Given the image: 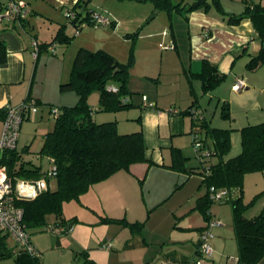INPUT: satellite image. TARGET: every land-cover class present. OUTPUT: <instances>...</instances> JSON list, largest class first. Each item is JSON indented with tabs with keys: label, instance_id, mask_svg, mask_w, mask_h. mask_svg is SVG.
<instances>
[{
	"label": "crops",
	"instance_id": "crops-1",
	"mask_svg": "<svg viewBox=\"0 0 264 264\" xmlns=\"http://www.w3.org/2000/svg\"><path fill=\"white\" fill-rule=\"evenodd\" d=\"M15 1L26 4L30 14L25 20L27 27L16 26L9 29V26L0 24V43L4 45L6 53L5 63L0 66V110L13 107L28 96L39 102L38 115L32 117L34 113H31L22 122L16 148L18 150L21 145V150L27 149L23 154L24 161L39 167L44 173L50 169L51 163L49 158L39 154V151L45 135L53 129L54 121H48L42 126L40 123H44L51 108L57 109L76 103L75 93L59 94L58 88L68 80L71 62L77 50H91L90 46L98 41V37L89 31H83L68 45L59 43L55 55L42 48L34 57L32 42L36 40L40 45L52 42L59 28L66 26L63 19H60L63 12L71 6L74 7L78 0ZM239 1L234 8L227 5V2H233L232 0H220L225 12L233 15H238L244 10L242 0ZM252 1L264 6V0ZM3 4L4 0H0V10ZM176 17L183 18L178 14ZM187 17V20L183 18L185 36H177L172 24L169 32L163 30L164 36L162 34L159 38L160 47L162 49L165 46L163 42L168 39L167 49L179 52L180 46L186 41L189 58L188 69L186 67L185 71L199 73L201 61L206 60L225 74L224 82L206 95L200 94L201 89L196 91L192 82L190 89L199 97L197 106L210 127L233 130L230 134L231 149L224 159L233 158L241 150L239 131L243 127L264 122V65L254 71H249L246 67L249 59L259 53L261 42L255 35L249 19H243L238 25H229L214 10L206 13L201 10L193 11ZM34 23L40 24L41 30L45 29L43 39L32 31ZM119 23L115 22L113 27L117 28ZM67 32L65 30L68 35ZM148 37L153 36L149 34ZM170 44L174 45L173 48H169ZM238 78L244 81V88L233 91L232 84ZM37 81L44 88L33 92ZM129 89L132 92L138 90L131 87ZM193 94L189 90L187 99H190V102L187 108L192 103ZM132 102L136 106L125 115L124 122L116 121L117 131L130 133L140 129L146 147V158L152 163H138L131 165L128 170L116 172L91 186L78 201L65 203L60 218L49 215L48 224H56L60 219L68 220L73 224V230L70 234L55 237L53 242H43L40 236H36L34 242L31 238L32 244L40 254V264H83L82 253L87 254L97 264H158L160 260L172 261L175 264H195V261L199 260V233L206 222L196 209V204L205 194V190L197 173L199 164L195 161L196 153L191 148L189 135L194 129L193 120L189 115L169 112L170 109L178 108L179 112L182 109L175 105L165 108L157 97L151 98L148 95L146 105L140 98L135 101L132 99ZM223 103L229 107L228 120L222 119L220 115L219 109ZM2 115L1 111L0 138L3 130ZM108 115L110 114L104 116V120L110 119ZM136 116L140 117V124L135 121ZM116 117L114 115V118ZM53 118L55 119L54 115ZM208 142L211 143L210 140ZM171 148L181 151L187 171L169 167L172 160ZM250 175L261 180V184L255 185L254 195L264 192V172L247 174L245 180ZM50 180L47 189L55 190L56 187L51 189ZM69 205H73V210L65 216L63 210ZM209 212L211 218L218 221L219 225L210 228L212 237L209 246L212 247V257L201 258L200 264H239V250L230 213L228 212L227 217V212L218 208L210 209ZM260 213H264V203L252 206L246 212L249 218ZM105 218L145 224L140 231L132 233L127 227L117 223L104 222ZM36 230L46 231L45 226ZM106 242L110 243L108 249L104 248ZM0 248L10 250L13 259L19 253V248L12 238L4 233H0ZM257 264H264V258Z\"/></svg>",
	"mask_w": 264,
	"mask_h": 264
},
{
	"label": "trees",
	"instance_id": "trees-1",
	"mask_svg": "<svg viewBox=\"0 0 264 264\" xmlns=\"http://www.w3.org/2000/svg\"><path fill=\"white\" fill-rule=\"evenodd\" d=\"M151 1L156 9H165L169 17L174 13L182 16L185 20L188 19L187 15L190 12L199 10L204 13L214 10L229 25H238L243 19H249L255 35L261 42V48L256 56L249 59L246 67L249 71H254L264 65V6L260 3L242 0L244 10L238 15H233L225 12L220 0H178L179 2L176 4L171 0ZM89 2L90 0H78L77 4L72 7L75 18L71 23L80 29L83 25L92 26L90 24L91 12L96 10L88 7ZM16 26L27 27V24L25 20L19 21L11 24L9 29H14ZM169 28H172L171 24ZM65 30V26L60 27L52 42L44 45L39 44V51L42 48L47 51L48 45L53 42L68 45L72 38L65 33ZM5 54L4 45L0 43V66L5 63ZM201 62L199 73L189 72L187 75L190 79L200 82L201 95H206L224 82L226 76L219 71L216 65L206 60ZM132 65V58L128 63H122L103 49L92 51L79 48L77 50L69 78L59 86L61 93H75L77 101L72 106L57 108L53 129L45 135L39 151V154L49 158L50 169L56 168L54 177L56 189H47L33 199L20 198L16 202V205L23 210V223L28 232L43 226L46 230L51 225L47 223L49 215L60 218L65 203L78 201L80 196L87 192L91 186L109 178L116 172L128 170L134 164L152 163L146 158V147L140 129L131 133H119L116 121L98 123L94 120V110L88 103L90 94L97 91L99 93V112L117 113L135 107L136 105L132 102V96L135 93L130 91L128 86ZM189 82L192 81L189 80ZM109 87H115L117 91L111 92L108 90ZM190 93L193 94L191 89ZM198 98L193 94L190 106L181 112L176 109L177 113H174L191 117L194 126L191 135L196 136L203 144L202 150L207 151V156L201 155L198 158L196 155L199 164L197 173L202 179L201 185L205 188V194L197 200L196 209L203 216L204 222L208 223L212 219L209 212L210 205L223 203L228 195L235 190L237 197L231 201V208L233 233L239 250L237 262L239 264H257L264 258V213L252 218L247 217L246 212L252 206L253 201L247 205L244 203L242 182L247 174L264 172V122L243 127L239 131L240 152L233 158L224 159L231 149L230 134L233 130L210 127L203 118V112L197 106ZM30 99L31 97L28 96L24 101ZM141 101L144 104L143 99ZM35 103L39 106V102L35 100ZM192 109L200 111L199 118L195 120L192 118L190 112ZM228 109V104L225 103L219 109L224 120L230 119ZM1 111L4 120L7 108ZM135 121L140 124V117L138 116ZM209 140L211 143L208 142ZM27 151L25 148L21 151L15 148L6 150L2 154L0 164L6 166L13 183L18 180H39L48 171L42 173L39 167L31 166L30 162H25L23 154ZM171 158L170 168L187 171L185 158L179 149L171 148ZM211 188L215 191L225 192L222 202H214L210 199ZM103 221L127 227L132 233L140 231L145 224V222L130 223L125 219L105 218ZM57 223L72 224L63 219ZM198 246L197 255L200 259L201 254ZM82 255L84 257L83 264H97L87 254L82 253ZM7 257H12L10 250L0 248V259ZM14 261L15 264H40L38 258H33L24 252L16 255Z\"/></svg>",
	"mask_w": 264,
	"mask_h": 264
},
{
	"label": "rangeland",
	"instance_id": "rangeland-1",
	"mask_svg": "<svg viewBox=\"0 0 264 264\" xmlns=\"http://www.w3.org/2000/svg\"><path fill=\"white\" fill-rule=\"evenodd\" d=\"M5 1L6 0H4V3ZM232 1L233 2L230 3L227 2V5L232 6L234 8L237 7L238 4L237 1L239 0H232ZM171 2L176 4L179 1L171 0ZM72 7L73 6H71L68 9H72ZM88 7L98 12L104 13L107 16L109 15L108 17L111 20L117 23L120 22L119 26L117 28H114L112 26H107V27H96L94 25L84 26L80 30L79 34L76 35L75 28L73 27V25L67 23L66 13L68 12V9H65V11L63 12V16H61L60 19H63L64 21L63 23L66 24L65 28L68 31L67 32L68 36L72 38V42L80 35L81 32L89 31L92 34H96V36L98 37V41L93 42V45L90 46L92 51L96 49L97 50L103 49L109 53H112V55H114L122 63H128L132 58L133 65L130 69V80L128 86L131 87L132 89H138L137 91L134 90L133 92L135 93L132 96V99L134 101L138 98L143 99L144 101L145 98V102H147V97L148 95H150L151 98L154 97L159 98V100L162 101V104L165 105L164 106L165 108L168 105H175L177 107H180L182 110L187 108L190 102V99H187L189 98L188 93L191 88L190 87L191 83L189 82V80L192 81L193 83L192 85L193 87H195L196 91H199L201 89L199 87L200 82L196 79H190L187 75L189 72L185 71L186 69H188V63H187L189 58V52L187 50L188 45L185 41L183 46H180V49L178 50L179 52H176L174 50L167 49V47L169 46V44L167 45L168 39L165 42H163L165 46L162 49L159 43L161 42L160 41L161 39L159 38H161L162 34L164 36V31L165 30L168 32L170 31L169 29L170 24L171 25L173 24L172 26H174L177 36L178 35L181 37L185 36L186 28L184 26L185 22L183 21V18L179 19L178 17H176V14L174 13H172L173 15L169 17L165 9H161V10L156 9L154 7V3L151 0H145V1L90 0ZM151 9L153 11L150 12ZM155 10H158V13L155 14L156 16L146 25H143L144 22L151 16V14H153ZM2 24L9 26V28L11 25L6 22H3ZM40 27H42L40 24L34 23L32 31H34L35 34H38L41 37L40 39H43L42 38L44 34L43 31L45 32V29L42 28L41 30ZM102 29L104 31L101 32ZM149 34H152L153 37L149 38L148 37ZM43 88L44 86L38 84L37 81L33 86V92L35 90L36 91L42 90ZM58 92L59 94H63L59 90ZM98 96L99 93L97 91L90 94L88 98V103H90L89 104L90 107L94 110V115H93L94 120L98 123H101L107 121L104 120V116H106L107 113L98 111ZM30 100H33V98H31ZM23 102L24 101L20 102L17 105H14L13 107L18 106ZM201 105L204 106L202 103ZM175 109L178 110V108ZM175 109H170L169 112ZM44 110L47 112V109L45 107ZM39 111H40V107H38V112ZM129 111L130 110H124L117 113H109L110 115L108 116L110 119L108 121H122L123 123L124 122L123 119L124 117H126L125 115ZM38 112H36L37 114L34 113L32 117L37 116ZM114 115H116L117 117L114 118ZM48 121H50L51 123H53L54 121L51 112L48 113L47 118L44 119V123H40L41 126L43 124H46V122ZM120 129H122V127ZM40 131L42 130L40 129ZM189 136L192 141V136L191 135ZM20 146L19 149L21 151ZM192 150L195 152L194 148ZM193 157L194 156H192V158ZM192 160L193 159H191L190 161ZM195 161H197L196 158ZM251 176L252 175H250V177H248L247 180H245L244 177V181L242 182L243 201L244 203H246V205L249 202L253 201L252 204L253 207H255V205L260 206L262 203H264V192L254 195L255 192L253 190H255V185L257 183L261 184L260 183L261 180L258 179L257 176L256 177H251ZM50 183H51V189H54L56 187L55 179L50 180ZM236 193L237 192L233 190L223 203H212L210 205V209L218 208V210L222 212L225 213L227 212V217L229 212L232 220L233 218H232L231 201L237 197ZM71 206L73 205H69V207H67L65 211L63 210L65 216L68 215V212L70 213L73 210ZM252 206H250V208ZM207 225L208 224L206 222L205 226ZM29 233L31 235L33 242L36 236H40L43 242H53V240L55 241V237L66 235V234L55 235L54 233L47 230L37 231L36 229L29 230ZM8 244L10 245V241L8 242ZM0 264H15V263H14V259L10 257V258L0 259Z\"/></svg>",
	"mask_w": 264,
	"mask_h": 264
},
{
	"label": "built area",
	"instance_id": "built-area-1",
	"mask_svg": "<svg viewBox=\"0 0 264 264\" xmlns=\"http://www.w3.org/2000/svg\"><path fill=\"white\" fill-rule=\"evenodd\" d=\"M30 10L24 3L16 2L14 0H6L1 11H0V22H6L8 24L18 23L19 21L26 20ZM75 18V13L72 9H68L66 13V19L68 24H72L71 21ZM90 24L96 27H107L115 24V21L111 20L104 13L95 11L91 12ZM73 25V24H72ZM85 25H83L84 27ZM75 28V34L78 35L80 32V27ZM57 42H53L48 45L47 51L51 55L56 54L58 47ZM173 44H170L169 48H173ZM33 55L37 56L39 51V43L34 40L32 42ZM244 81L241 79H236L235 83L232 84L233 91H239L244 88ZM109 91L116 92L115 87H109ZM144 105L145 98H144ZM38 111V105H36L35 100L24 101L22 104L9 107L6 111V116L3 120V130L0 138V159L2 154L6 150L15 149L17 146V141L19 137L20 127L24 120H26L31 113ZM177 110H172V113H177ZM54 117L56 116L57 109L52 108L51 110ZM191 116L195 120L200 117V111L192 109ZM192 136V148H194L196 155L207 156V151L202 150L203 144L194 135ZM202 150V151H201ZM200 151V152H199ZM56 176V168L52 167L46 173V175L36 181H25L18 180L13 183L8 175L7 168L4 164H0V233H4L12 238L16 246L19 248V253L24 252L33 258L39 257L38 250L34 247L31 242L30 234L23 223V210L16 205V202L20 198L33 199L38 194L44 192L48 188V181ZM22 194H27V197H23ZM225 192L221 190L215 191L213 188L210 189V199L214 202H222L224 200ZM208 225L199 233L200 243L199 252L201 257L195 262V264H200L201 258L212 257V247L209 246L210 238L212 237L210 228L214 225H219L218 221L211 219L208 221ZM56 235L68 234L73 230V224L70 223H57L50 225L46 228ZM105 249L110 248V243L106 242ZM18 253V254H19ZM158 264H174L172 261L160 260Z\"/></svg>",
	"mask_w": 264,
	"mask_h": 264
},
{
	"label": "water",
	"instance_id": "water-1",
	"mask_svg": "<svg viewBox=\"0 0 264 264\" xmlns=\"http://www.w3.org/2000/svg\"><path fill=\"white\" fill-rule=\"evenodd\" d=\"M158 13V10H155L153 12V14H151V16L144 22L143 25H146L148 22H150L154 17H155V14ZM23 197H27V194H22Z\"/></svg>",
	"mask_w": 264,
	"mask_h": 264
}]
</instances>
